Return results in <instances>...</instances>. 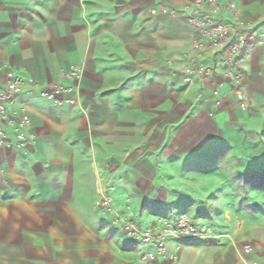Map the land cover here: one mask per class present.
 Segmentation results:
<instances>
[{
    "label": "crops",
    "instance_id": "crops-1",
    "mask_svg": "<svg viewBox=\"0 0 264 264\" xmlns=\"http://www.w3.org/2000/svg\"><path fill=\"white\" fill-rule=\"evenodd\" d=\"M193 1L0 0V78L14 70L34 79L37 91L57 80L76 87L60 94L74 103L56 105L34 92L8 104L31 123L24 148L4 125L0 264H144L146 248L112 222L100 205L105 195L121 214L143 213V225H155L150 215L182 213L153 212V202L175 199L162 164L179 160L184 170L246 137L248 154L264 159V46L239 62L242 94L212 52L201 60L213 74L189 75L198 31L183 17L152 9ZM228 1L264 23V0ZM73 67L79 78H63ZM248 243L252 253L244 250ZM169 247L177 260L152 264L264 259L262 239L173 240Z\"/></svg>",
    "mask_w": 264,
    "mask_h": 264
},
{
    "label": "built area",
    "instance_id": "built-area-1",
    "mask_svg": "<svg viewBox=\"0 0 264 264\" xmlns=\"http://www.w3.org/2000/svg\"><path fill=\"white\" fill-rule=\"evenodd\" d=\"M194 0L182 9H170L166 6L153 8V13L180 16L186 19L200 38L193 43V54L189 55L188 74L201 76L211 75L214 68L201 60L203 53L212 52L220 64L226 68L228 75L234 79V90L242 94L243 76L238 72L239 62L244 55L255 46H264V23L254 22L243 16L237 5L226 0ZM63 78L71 81L79 78V69L73 67L62 73ZM73 83L57 80L37 91V84L32 78H24L14 70H8L4 78H0V145L7 137L4 125L15 130L18 146L24 148L30 142L27 129L31 118L25 112L8 111V104L16 101L23 93L38 94L56 105L74 103V98L64 99L62 93H74ZM3 168L0 166V177ZM102 203L111 209V198L105 195ZM119 228L128 236L137 239L146 248L141 253L140 261L152 264L162 257L171 262L177 260V253L170 249V241L176 240H211L213 238L209 225L197 222L187 213L159 217L155 225L140 227L130 220L119 217ZM246 253H252L254 247L248 243L244 246ZM264 264V259L262 261Z\"/></svg>",
    "mask_w": 264,
    "mask_h": 264
},
{
    "label": "rangeland",
    "instance_id": "rangeland-1",
    "mask_svg": "<svg viewBox=\"0 0 264 264\" xmlns=\"http://www.w3.org/2000/svg\"><path fill=\"white\" fill-rule=\"evenodd\" d=\"M260 139L264 144V138ZM248 146V137L241 144L227 143L219 156L213 152L204 162H196L184 170L179 160L172 162L171 167L162 164V180L175 199L153 202V212L180 209L197 222L209 225L212 240L240 241L243 245L254 238L264 243V162L253 160ZM109 197L112 210L102 201L100 205L115 225L119 226L117 219L121 217L147 227L143 225L148 218L145 214H121L112 196ZM149 217L158 219L157 215Z\"/></svg>",
    "mask_w": 264,
    "mask_h": 264
},
{
    "label": "trees",
    "instance_id": "trees-1",
    "mask_svg": "<svg viewBox=\"0 0 264 264\" xmlns=\"http://www.w3.org/2000/svg\"><path fill=\"white\" fill-rule=\"evenodd\" d=\"M256 162H259V163H262V162H264V159H260V160H255ZM264 190V189H263ZM180 210V209H179ZM180 212H182V210L180 211ZM164 213V212H163Z\"/></svg>",
    "mask_w": 264,
    "mask_h": 264
}]
</instances>
